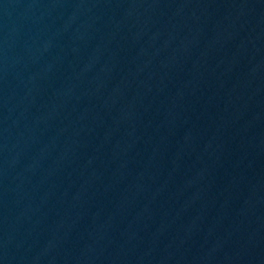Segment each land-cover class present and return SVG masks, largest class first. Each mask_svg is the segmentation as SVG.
Listing matches in <instances>:
<instances>
[{"label": "water", "instance_id": "95a60500", "mask_svg": "<svg viewBox=\"0 0 264 264\" xmlns=\"http://www.w3.org/2000/svg\"><path fill=\"white\" fill-rule=\"evenodd\" d=\"M0 264H264V0H0Z\"/></svg>", "mask_w": 264, "mask_h": 264}]
</instances>
